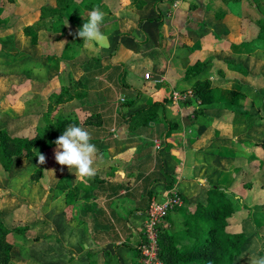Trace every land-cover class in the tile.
Returning <instances> with one entry per match:
<instances>
[{"label": "crops", "instance_id": "obj_1", "mask_svg": "<svg viewBox=\"0 0 264 264\" xmlns=\"http://www.w3.org/2000/svg\"><path fill=\"white\" fill-rule=\"evenodd\" d=\"M188 1L102 0L106 16L101 31L108 42L99 50L82 47L90 53L78 65L74 87L68 88L79 95L72 107L98 149L95 175L85 182L57 164V173L35 184L30 193L39 205L34 207L28 197L33 213L22 227L31 232L32 222L41 221L36 226L42 233L25 239L27 264H88L90 259L139 264L144 211L150 199L162 201L171 188L184 203L166 215L161 230L185 229L184 219L197 205L193 196L205 183L196 173L202 167L197 156L204 120L194 115V102L175 107L170 97L168 106L165 101L173 91L192 90L188 82L194 81L184 80V73L196 62L204 64L194 57L205 46V33L221 29L224 22L212 18L215 0H194L191 7ZM153 103L163 105L158 121L131 130L128 119ZM170 121L178 128L167 135ZM57 185L59 194L53 191Z\"/></svg>", "mask_w": 264, "mask_h": 264}, {"label": "rangeland", "instance_id": "obj_2", "mask_svg": "<svg viewBox=\"0 0 264 264\" xmlns=\"http://www.w3.org/2000/svg\"><path fill=\"white\" fill-rule=\"evenodd\" d=\"M189 1L190 7L195 4ZM213 5L212 18L224 22L221 29L205 33V46L194 57L204 63L198 79L211 82L215 102L194 114L203 115L204 120L198 133L202 150L197 156L202 167L196 173L205 183L193 202L206 204L212 187L226 192L227 203L235 210L227 230L250 238V247L237 264H252L254 258L264 256V0H215ZM0 7L4 10L0 17V130L9 137L32 138L48 122L65 118L80 123L82 115L72 107L76 98L67 99L68 88L74 87L78 65L90 50L86 54L81 43L70 40L77 29L72 24L63 33L49 29L64 17H48L49 9L58 8L57 0H0ZM234 90L245 94L242 104L249 116L229 110ZM59 95L62 98L56 100ZM54 149L36 147L32 157L14 158L8 171L0 162V223L13 229L7 238L13 245L10 264H27L24 242L42 233L36 226L41 221L32 222L31 232L20 230L25 229L22 221L31 216L28 197L34 207L39 205L34 192L30 193L36 191L35 184H43L49 172L57 173ZM39 153L46 156L43 165L37 163Z\"/></svg>", "mask_w": 264, "mask_h": 264}, {"label": "trees", "instance_id": "obj_3", "mask_svg": "<svg viewBox=\"0 0 264 264\" xmlns=\"http://www.w3.org/2000/svg\"><path fill=\"white\" fill-rule=\"evenodd\" d=\"M57 4L58 8L48 10V17L64 16L52 24V28L57 32L60 28L61 33L66 32L68 24H72L78 30L83 22L87 20L86 13L93 7L102 8L101 0H81L78 4L74 0H57ZM3 14L4 10L0 7V17ZM75 34L76 32L69 35L70 40L83 44V41L76 38ZM33 43H35V39H33ZM237 67L244 71L241 65H237ZM203 68L204 65L201 62H196L184 73V80H194L192 91L194 92L195 101L193 102L199 101V104H195V114L215 102V89L212 87L211 82L206 79H198ZM79 84L81 83L79 82ZM54 98L60 100L62 96H55ZM74 98H79V95L70 93L67 96L68 100ZM245 99V94L236 90L232 91L231 100L228 103L229 110L249 116L248 110L242 104ZM162 108V103H153L148 108L138 110L128 119L130 129L134 130L141 126H149L151 122L156 123L159 119V111ZM94 118H96V114L89 117L92 120ZM69 124L81 126L74 119H58L37 129L35 136L32 138L9 137L6 131L0 130V162L4 169L8 171L13 159L16 157H32L33 150L36 147L43 150L55 148L54 141ZM168 124L167 135L178 128L174 121H170ZM37 178H33V180L36 181ZM172 182L173 179L166 182L167 188H171ZM59 188V185H57L53 190L55 194H59ZM219 194L221 197H218ZM207 195L206 204L198 203L195 205L193 212L185 217V229L183 231L179 233L160 231L159 257L165 264H237L239 258L248 251L250 238L243 233H230L227 230L228 220L235 213V210L227 203L226 192L212 187L208 189ZM177 209L179 208L174 210ZM24 230L26 228L20 231ZM12 231L13 229L0 223V264H10L11 262L13 245L8 242L7 238ZM88 264H95V262L90 259ZM115 264L120 263L116 260Z\"/></svg>", "mask_w": 264, "mask_h": 264}, {"label": "clouds", "instance_id": "obj_4", "mask_svg": "<svg viewBox=\"0 0 264 264\" xmlns=\"http://www.w3.org/2000/svg\"><path fill=\"white\" fill-rule=\"evenodd\" d=\"M106 13L99 7L88 12L87 20L76 32V38L83 41L84 47L102 48L108 37L101 31ZM92 141L91 132L77 124H69L63 133L54 141V159L56 164L66 167L70 173L87 182L95 175L94 163L98 149ZM37 163H46V156L37 154ZM252 264H264V256L254 258Z\"/></svg>", "mask_w": 264, "mask_h": 264}, {"label": "built area", "instance_id": "obj_5", "mask_svg": "<svg viewBox=\"0 0 264 264\" xmlns=\"http://www.w3.org/2000/svg\"><path fill=\"white\" fill-rule=\"evenodd\" d=\"M145 79H148V75L145 76ZM170 99L175 107H180L195 101V96L192 90L173 91ZM119 100L124 102V98ZM195 104H199V101H196ZM154 144L158 149L159 142L155 141ZM183 203L182 196L176 188L167 190L163 194L162 201L150 199L144 211L142 241L138 247L139 264H165L159 257V236L162 222L169 212L181 208Z\"/></svg>", "mask_w": 264, "mask_h": 264}]
</instances>
